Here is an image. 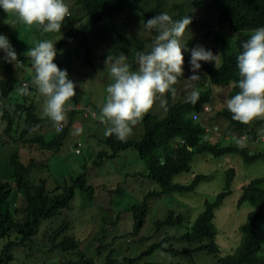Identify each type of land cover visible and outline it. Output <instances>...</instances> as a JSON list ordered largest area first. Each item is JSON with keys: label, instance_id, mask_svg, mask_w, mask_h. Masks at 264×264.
<instances>
[{"label": "rangeland", "instance_id": "rangeland-1", "mask_svg": "<svg viewBox=\"0 0 264 264\" xmlns=\"http://www.w3.org/2000/svg\"><path fill=\"white\" fill-rule=\"evenodd\" d=\"M64 2L69 7V15L65 18L60 33H43L38 26L24 25L17 21L14 14H7L0 9V33L8 36L18 57H24V70L14 71L12 74L15 87L9 101L10 104L22 101V94L17 91L21 82L31 85L34 72L28 49L40 40H52L58 49L54 62L59 68L67 70L69 77L77 86L76 95L65 105L66 118L62 122L66 126V136L57 153L52 151L45 153L44 166L39 173L47 180L49 190H52L58 185L70 182L76 175L86 172L87 181L94 188L93 196L88 197L86 192L76 188L69 208L61 210L53 218L41 220L37 232L29 241L12 248L13 260L10 264H68L71 261H78L81 255L92 259L94 264H107L109 260L119 261L116 264H130L128 260L135 258L138 259V264H216L218 258L231 254L239 245L240 227L246 222L248 213L254 209L246 200L240 201L241 187L253 179H264V142L244 143L250 154L263 153L260 158L251 162H246L239 153L217 157L206 152L194 154L190 171L176 175L173 183L189 185L195 175L207 177L199 181L193 190L149 197L143 225L135 233L132 206L140 204L147 193L158 191L159 186L148 178L147 165L134 149L122 151L113 158H104V162L98 167L93 165V162L98 160L99 149L106 148V151H109L103 143L108 125L93 118L91 112L96 111L99 114L97 105L106 101V88L112 82L109 66L100 58L110 44L107 41L99 45L92 44L93 53L84 60V52L77 39H66L69 21L78 28L86 17L82 20L83 10L74 0ZM132 30L136 35H140L144 47L151 48L155 36L150 35L140 23ZM195 37L196 35L184 33L183 46L191 49L190 43L194 42ZM0 56H3L2 52ZM187 58H190V53L185 51L182 65L184 72L173 86L175 88V92L171 94L173 101L185 102L187 93L193 88H199L198 81L187 79L192 75L185 63ZM90 62H93V65H89ZM9 64L0 59V80L7 75L6 66ZM137 68L136 62L135 68L131 70L135 71ZM202 71L201 68L199 70L201 76ZM27 96L33 100L35 112L41 119L40 133L47 140L52 139L58 132L53 122L42 113L44 98L35 87H30V94ZM221 100L222 97L219 95L214 103L215 109L222 110L224 101ZM166 101V93L158 95L152 108L133 126V131L127 138L139 141L143 135L144 116L153 114L160 118L164 117ZM213 114L214 112L208 116ZM208 123L218 125L220 133L226 128V122L222 120L210 119ZM260 127L264 131V124ZM16 130L15 126L6 134L5 123L0 122V172L6 168V159L2 157L8 153L6 150L20 151L22 161L30 157L25 153L29 149L25 150L24 147H20V143H16ZM79 143L81 154L76 155L74 150ZM222 145H227V142L223 141ZM229 169L234 170L229 186L231 193L225 196L220 206L213 211V226L217 232L216 244L220 252L210 254L197 250L198 242L189 243L172 238L186 234L197 216L205 209V201L212 202L215 196L223 191ZM170 214L174 217L181 215L182 220L179 223L157 227L156 223L165 222ZM60 229V233L53 241L52 234ZM66 236L77 240V249L66 251L57 246ZM18 238L16 231L11 232L9 237L0 238V251L5 242ZM256 238L260 246L259 255L264 257V211L256 221Z\"/></svg>", "mask_w": 264, "mask_h": 264}, {"label": "trees", "instance_id": "trees-1", "mask_svg": "<svg viewBox=\"0 0 264 264\" xmlns=\"http://www.w3.org/2000/svg\"><path fill=\"white\" fill-rule=\"evenodd\" d=\"M74 1L83 10L82 20L85 17L86 19L76 29L73 28V22L69 21L66 40L77 39L78 45L87 56L93 53L92 44L99 45L107 41L110 47L100 58L124 55L133 69L137 62V53L147 50L140 35L131 33L132 29L160 12H167L173 19L190 15L192 22L185 33L189 35L191 29L202 31L201 38L195 41V44H202L214 53H219L216 64L201 62V68L204 70L201 77L208 78L209 85L213 88L233 83L229 97L239 91L236 86L240 78L236 67V55L240 51V41L247 39L255 28L264 26V0H210L209 3L200 0H176L170 10L165 9V0ZM151 33L155 34V32ZM192 43L191 47L195 46ZM89 65H92V62ZM187 67L189 68V65ZM11 72L10 67H7V77L0 81V122L5 123L6 134L17 127L16 143H20V147H24L25 150L28 148L30 151L27 150L25 153L30 157L22 161L20 151L11 152L10 149L6 150L8 153L2 155L6 159V168L0 172V238L9 237L13 231L17 232L19 238L15 241L8 240L3 244L0 264L11 263L12 248L29 241L37 232L41 220L53 218L61 210L69 208L76 188L86 192L88 197L93 196L94 189L87 181L86 172H83L71 178L70 182L49 190L47 180L42 178L39 172L44 166L45 153L59 151L66 136V126L52 139L47 140L42 136L39 129L41 119L35 112L33 102H29L31 99L27 95H21V102L10 104L9 100L15 87ZM211 94L209 89L205 93H200L195 105L181 100L173 102L170 98L171 94H168L165 116L160 118L153 114L145 115L142 123L143 135L139 141L128 138L121 141L111 134L105 137L103 143L109 151H106V148L99 149L98 160L93 162L94 166H100L105 159L116 157L122 151L134 149L147 165L148 178L159 186L158 191L147 193L140 204L132 206L135 233L143 225L149 197L174 191L193 190L199 181L207 177L195 175L189 185L173 183L176 175L190 171L194 154L206 152L217 157L228 153H242L246 162L254 161L261 156L255 154L249 158L245 151L240 152L237 148H225L218 142L212 144L210 141H202V127L194 123L191 116L200 111L204 103H212ZM218 117L225 118L228 122L226 131L238 132L245 129L242 123L232 119L230 111H224ZM181 139L192 148L191 151L184 146L174 148L173 144ZM80 154L79 150L76 155ZM226 174V187L223 191L217 194L212 202L205 201V209L197 216L186 234L172 238L189 243L198 242L196 249L210 254L220 252L216 244L217 232L213 226V211L220 206L223 198L231 193L229 186L233 169H229ZM263 183L264 179H253L242 189L240 201L246 200L254 208L253 212L248 213L247 223L240 227L239 245L231 254L218 258L216 264H264V257L259 255L260 246L254 239L255 221L264 211ZM181 220V215L174 217L170 214L165 222H157L156 225L161 227L163 224L179 223ZM60 231L61 229L52 234L53 241ZM57 246L66 251L74 250L78 248V242L75 238L66 236ZM137 261V258L128 260L130 264H138ZM118 262L109 260L107 264ZM68 264H94V262L81 255L78 261H71Z\"/></svg>", "mask_w": 264, "mask_h": 264}, {"label": "clouds", "instance_id": "clouds-1", "mask_svg": "<svg viewBox=\"0 0 264 264\" xmlns=\"http://www.w3.org/2000/svg\"><path fill=\"white\" fill-rule=\"evenodd\" d=\"M175 2L177 1L165 0V9H172ZM0 9L7 14H14L17 21L24 25L38 26L43 33H60L63 22L69 15V7L64 0H0ZM191 22L192 17L188 14L180 19H173L167 12H160L141 23L150 35L155 36L151 48H145L147 52L137 53L138 68L135 71L131 70V66L123 55L107 56L106 59H103L105 65L109 66L112 82L106 88V101L97 105L99 114L92 111L91 116L108 125L105 134L114 135L121 141L126 140L133 131V126L152 108L158 95L166 93L167 104L168 94L175 92L173 86L184 72L182 65L184 64V52L187 51L190 53V58H187L185 63L187 66L189 65L192 73L187 79L198 81L199 86L187 93V101L195 105L199 100L200 93H205L208 89L213 98L211 104L204 103L202 109L191 116L193 122L202 127V141H210L212 144L218 142L221 147L225 148H237L240 152L245 151L250 158L255 154H250L244 143L264 142V131L260 127L261 124H264V26L255 28L247 39L240 41V51L236 55V67L240 77L236 86L239 91L229 97L228 94L234 86L233 83L213 88L209 85L208 78L200 75L201 62L216 64L219 56V53H214L210 48H206L202 44H195V41L201 38L202 31L191 29L189 35L197 37V40L195 37L194 42H191L195 46L191 49L183 46L182 37ZM73 28L75 27L73 26ZM151 32H155V34ZM0 52L3 53L0 59L10 63L6 66V70L7 67H10L11 75L14 71L24 70V57H18L8 36L3 33H0ZM57 54L58 49L52 40H40L29 48L28 56L31 59V68L34 72L31 85L23 81L17 91L19 94L28 95L30 87H35L44 98L43 115L53 122L56 131L59 132L64 128L62 121L66 118V102L76 95L77 85L69 77L67 70L59 68L54 62ZM90 56L84 53L83 59L87 60ZM202 72L204 73V70ZM219 95L222 97L221 101H224L222 110L215 109L214 103ZM29 102H33V100L31 99ZM224 111H230L232 119L242 123L245 129L238 132L226 131L228 122L225 118L218 117ZM213 112V116H208ZM85 117H87V113H85ZM210 119L225 121L224 132L220 133L218 125H209ZM223 141L227 142V145L223 146ZM173 146L174 148L184 146L188 151L192 150L182 139L174 143ZM79 150L80 143L75 146L74 153L78 154ZM240 154L244 158L243 154ZM256 154L262 156L263 153ZM246 223L247 218L242 226ZM254 239L259 245L256 233Z\"/></svg>", "mask_w": 264, "mask_h": 264}]
</instances>
